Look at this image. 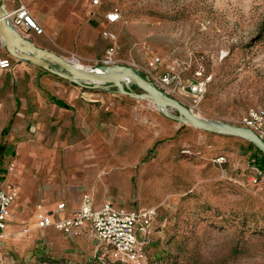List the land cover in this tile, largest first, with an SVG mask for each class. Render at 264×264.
Returning <instances> with one entry per match:
<instances>
[{"label":"rangeland","instance_id":"374dc122","mask_svg":"<svg viewBox=\"0 0 264 264\" xmlns=\"http://www.w3.org/2000/svg\"><path fill=\"white\" fill-rule=\"evenodd\" d=\"M101 2L105 12H122L111 28L117 65L132 66L157 88L173 71L176 81L166 94L202 119L244 127L252 110H264V0ZM200 72L207 90L196 103L187 86ZM130 102L140 113L171 121L148 100ZM177 124L180 133L193 130L208 140L176 147V138L167 139L138 168L147 183L133 186L131 209L157 211L146 264H264V172L255 167L256 149ZM1 171L4 181L15 170ZM139 188L146 198H139ZM0 264L123 263L90 232L66 235L35 224L0 239Z\"/></svg>","mask_w":264,"mask_h":264},{"label":"crops","instance_id":"0c3cea01","mask_svg":"<svg viewBox=\"0 0 264 264\" xmlns=\"http://www.w3.org/2000/svg\"><path fill=\"white\" fill-rule=\"evenodd\" d=\"M0 1L6 13L27 6L45 32L28 31L33 42L77 59L78 66H99L114 45L103 35L114 32L115 24L107 21L101 0L99 6L94 0ZM6 58L12 68H0V173L1 167L15 171L0 180V189L18 188L11 233L37 227L44 214L68 217L90 195L96 208L111 203L132 210L133 186L147 183L145 170L138 168L158 143L176 138L174 146L180 147L189 139L208 140L193 130L180 133L175 121L140 113L133 98L115 90L73 84L15 59L0 38V61ZM137 190L139 198L147 197L143 188ZM60 204L66 205L63 211Z\"/></svg>","mask_w":264,"mask_h":264},{"label":"built area","instance_id":"2783aa9c","mask_svg":"<svg viewBox=\"0 0 264 264\" xmlns=\"http://www.w3.org/2000/svg\"><path fill=\"white\" fill-rule=\"evenodd\" d=\"M93 4L99 6L101 2L94 0ZM6 14L13 26L23 35L26 33L25 37L28 39H32L29 32L38 36L45 33L44 29L31 16L29 8L22 3L16 10ZM121 17L120 8L114 7L107 14V21L109 24H116L121 20ZM103 35L113 44L117 41V36L112 31H106ZM113 48L114 45L101 61L102 65H117ZM74 60L77 61L73 58L72 62ZM159 62L160 60L156 58L153 64H159ZM0 68L11 69V59L1 60ZM202 78L200 72L198 80L187 86L196 103L200 101L207 90V83ZM175 81L176 76L173 71L164 74L160 89L166 93V89ZM244 127L252 129L264 140V110H252L245 120ZM185 153L189 154L191 151L188 150ZM217 163H225V159L220 158ZM17 196L18 188L15 185H11L6 190L0 189V239H5L8 236L7 228L12 220V206ZM65 208V204L58 206L59 211H63ZM156 215L155 208L125 210L117 208L111 203H105L101 208H96L94 200L90 196H85L79 208L72 215L55 220L49 214H44L39 217L37 226L44 230L53 228L66 235L80 234L84 230H89L112 249L115 261L123 264H146L147 248L151 244Z\"/></svg>","mask_w":264,"mask_h":264},{"label":"water","instance_id":"95a60500","mask_svg":"<svg viewBox=\"0 0 264 264\" xmlns=\"http://www.w3.org/2000/svg\"><path fill=\"white\" fill-rule=\"evenodd\" d=\"M0 38L9 55L15 59L28 62L73 84L88 86L101 91L115 90L121 96L136 100H148L157 106H161L164 116L177 123L187 124L214 135L249 141L257 150L264 154V140L252 129L197 117L190 108L154 86L132 66L101 65L84 68L54 52L38 47L32 39L26 38L13 26L7 18L1 1ZM134 86L140 88L142 93L135 91ZM168 109H172L175 113Z\"/></svg>","mask_w":264,"mask_h":264},{"label":"trees","instance_id":"16d2710c","mask_svg":"<svg viewBox=\"0 0 264 264\" xmlns=\"http://www.w3.org/2000/svg\"><path fill=\"white\" fill-rule=\"evenodd\" d=\"M252 147H254V146L252 145ZM256 156L257 157H256V160H255V167L258 170L264 172V154L261 151H259V150L256 149Z\"/></svg>","mask_w":264,"mask_h":264},{"label":"bare ground","instance_id":"6f19581e","mask_svg":"<svg viewBox=\"0 0 264 264\" xmlns=\"http://www.w3.org/2000/svg\"><path fill=\"white\" fill-rule=\"evenodd\" d=\"M74 62H75V60H74ZM81 67V66H80ZM159 106V105H158ZM160 108H162L161 106H159Z\"/></svg>","mask_w":264,"mask_h":264}]
</instances>
